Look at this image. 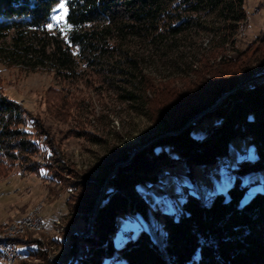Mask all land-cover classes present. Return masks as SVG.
I'll return each mask as SVG.
<instances>
[{
  "label": "rangeland",
  "instance_id": "374dc122",
  "mask_svg": "<svg viewBox=\"0 0 264 264\" xmlns=\"http://www.w3.org/2000/svg\"><path fill=\"white\" fill-rule=\"evenodd\" d=\"M66 2L63 0L53 8L52 27L39 35L43 39L39 47L46 45L47 55L52 52L53 42L65 45L69 41L72 27L67 24V13L59 7L64 3L67 8ZM245 8L247 22L236 34L235 48L245 50L253 45L258 70L264 64V44L258 40L264 34V0H246ZM58 16L63 19H54ZM223 26V18L211 13L194 20L186 32L176 37L150 36L123 44L126 51L115 59L127 58L129 54L137 62V67L128 69L127 75L105 63H89L87 53L79 54V49L74 50V61L68 69H59L39 53L24 64H8L0 57L1 94L23 106L27 129L32 132L30 137L40 142L35 160L50 167L38 173L25 170L19 162L0 164V236L9 237L17 231L9 238L20 254L10 263L0 257V264H78L88 246L83 237L92 231L93 212L103 198L107 181L138 149L168 134L156 118L159 108L171 106L168 109L172 110L180 101L178 96L203 91L209 80L217 76L220 59L233 53L232 45L223 36ZM10 37L4 46L10 45ZM36 60L44 63L33 69ZM140 73L150 77V85L136 78ZM263 77L253 75L243 86L252 89ZM207 111L201 110L186 124L198 120L192 128L197 140L206 139L210 129L222 120L218 115L204 117ZM31 119L36 120L40 129L32 126ZM162 149L167 159L159 179L137 184V195H132L144 203V211L117 215L113 235L116 255L120 247L143 231L163 247L167 234L164 214L178 219L189 196L205 203L217 194L228 198L238 177L240 185L246 187L242 204L256 193L264 194V169L239 172L242 163L259 158L258 145L249 136L231 140L226 156L211 167L194 164L191 173L179 152L168 145L158 148ZM127 153L130 157L125 160ZM104 176L107 179L92 214L86 218L83 213L71 211L84 183ZM71 197L74 198L69 204ZM35 212L32 220L36 225L41 220L40 230L26 225ZM32 250H38L36 254L43 257L26 258ZM105 264L117 263L107 259Z\"/></svg>",
  "mask_w": 264,
  "mask_h": 264
},
{
  "label": "trees",
  "instance_id": "16d2710c",
  "mask_svg": "<svg viewBox=\"0 0 264 264\" xmlns=\"http://www.w3.org/2000/svg\"><path fill=\"white\" fill-rule=\"evenodd\" d=\"M61 1L0 0L2 61L24 64L39 53L50 58L59 69H68L74 61V50L79 49V54L87 53L89 63H105L127 75L128 69L137 67V62L129 54L127 58L115 59L126 51L123 44L150 36L176 37L186 32L194 20L211 13L223 18V36L233 49L229 57L220 59L217 76L209 80L203 91L178 96L180 101H176L172 110L171 106L159 108L156 118L168 134L138 149L128 162L117 167L97 207V195L102 192L107 175L87 180L81 187V195L70 210L88 218L95 209L92 231L83 237L88 246L78 264H105L107 259H114L117 264H264V194L256 193L242 204L246 187L240 185L239 177L229 189L228 198L217 194L210 203H205L189 196L178 219L173 214H164L167 234L163 247L144 231L129 239L117 255L113 241L117 215L145 209L144 203L132 195H137V184L159 179L167 159L166 151L158 150L159 147L168 145L179 152L191 173L194 164L211 167L226 156L231 140L249 136L258 145L259 158L242 163L239 172L264 169V79H258L252 89L243 86L253 75L258 78L264 75V64L257 70L253 45L245 50L235 48L236 34L247 22L246 0H66V20L72 27L69 41L65 45L53 42L48 56L46 45H42L43 49L39 47L43 41L39 35L45 33L52 10ZM9 37L10 45L4 46ZM258 40L264 44V34ZM36 61L33 69L44 63ZM136 78L150 85L151 79L146 74L140 73ZM230 90L233 91L218 101ZM203 109L207 111L204 117L218 115L222 120L210 129L206 139L197 140L192 128L198 120L186 124ZM30 122L36 130L40 129L36 120ZM26 123L23 106L0 91V164L19 162L25 170L40 173L50 167L35 160L40 142L30 137L32 132ZM129 157L127 153L124 159ZM76 238L77 235L73 236L74 250ZM36 252L30 251L26 258L43 257ZM0 257L4 256L0 253Z\"/></svg>",
  "mask_w": 264,
  "mask_h": 264
},
{
  "label": "bare ground",
  "instance_id": "6f19581e",
  "mask_svg": "<svg viewBox=\"0 0 264 264\" xmlns=\"http://www.w3.org/2000/svg\"><path fill=\"white\" fill-rule=\"evenodd\" d=\"M207 176V175H206ZM37 214V212L33 213V215L31 216V219L29 218L28 221H26V225H31V226H37V227H34L36 229H41L42 227V223L41 221H38V225L35 224V221L32 220L33 217H35V215ZM27 220V219H26ZM25 224V222H24ZM20 230V229H19ZM17 231H14L12 232L13 235H9V237H12L14 236V234L16 233ZM8 236L5 237V236H0V253L4 256L5 259H7L9 261V263L14 260V259H11V253L8 251L9 250V243L8 241L12 240V238H9ZM15 249H16V255H17V258L20 256L19 254V251H18V248L16 246V243H15Z\"/></svg>",
  "mask_w": 264,
  "mask_h": 264
},
{
  "label": "built area",
  "instance_id": "2783aa9c",
  "mask_svg": "<svg viewBox=\"0 0 264 264\" xmlns=\"http://www.w3.org/2000/svg\"><path fill=\"white\" fill-rule=\"evenodd\" d=\"M241 152L243 153V154H245L246 153V150H242L241 149ZM207 175V174H206ZM257 184H259V183H257ZM181 196L180 195H178V198H180ZM39 221H41V220H39ZM38 223V222H37ZM8 243H9V252L11 253V259H17V255H16V249H15V242H14V240H10V241H8Z\"/></svg>",
  "mask_w": 264,
  "mask_h": 264
},
{
  "label": "snow or ice",
  "instance_id": "6c2138e0",
  "mask_svg": "<svg viewBox=\"0 0 264 264\" xmlns=\"http://www.w3.org/2000/svg\"><path fill=\"white\" fill-rule=\"evenodd\" d=\"M59 7H60L61 9L64 10V13H65V14L67 13V8L65 7V4H64V3H61V4L59 5ZM54 19H56L57 21H59V20L63 19V16L54 17ZM48 27L51 28L52 25L49 24Z\"/></svg>",
  "mask_w": 264,
  "mask_h": 264
},
{
  "label": "water",
  "instance_id": "95a60500",
  "mask_svg": "<svg viewBox=\"0 0 264 264\" xmlns=\"http://www.w3.org/2000/svg\"><path fill=\"white\" fill-rule=\"evenodd\" d=\"M232 91H233V90H230V91H228V92L224 93V94L221 96V98H223V97L227 96V95H228L229 93H231ZM221 98H220V99H221ZM220 99H219V100H220ZM119 165H120V164H119Z\"/></svg>",
  "mask_w": 264,
  "mask_h": 264
}]
</instances>
